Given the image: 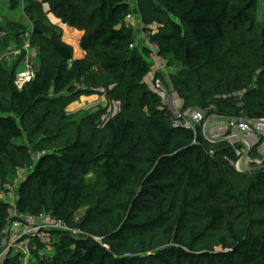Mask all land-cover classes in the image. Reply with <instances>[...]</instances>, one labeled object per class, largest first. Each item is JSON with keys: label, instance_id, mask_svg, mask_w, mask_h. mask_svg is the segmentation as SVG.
Returning <instances> with one entry per match:
<instances>
[{"label": "trees", "instance_id": "obj_1", "mask_svg": "<svg viewBox=\"0 0 264 264\" xmlns=\"http://www.w3.org/2000/svg\"><path fill=\"white\" fill-rule=\"evenodd\" d=\"M256 1L138 0L142 23L146 27L154 24L160 27L153 41L160 47V56L177 70L172 80L184 99V107H194V104L207 107L211 105L206 101L207 95L213 96L224 89L222 84L209 88L210 80L202 72L222 61L228 49L235 52L245 45L244 40H234L230 27L247 17ZM44 3L65 25L84 31L81 50L97 56L101 71L112 78L114 86L108 95L124 97L142 92L138 106L132 103L129 107L121 101L119 112L105 119L103 133L107 138L98 154L88 142L80 141L57 153L41 148L38 161L18 192L17 208L22 214L49 213L80 231L78 235L55 234L56 254L47 264H189L203 260L206 264L218 261L264 264V169L238 175L247 184L236 191L230 180L234 168L224 159L228 154L225 147L209 144L201 136L194 144L196 137L192 130L172 125V116L163 109L161 98L145 83L150 64L139 48H131L138 44L136 34L130 25L123 26L132 14L131 4L127 0H44ZM40 8L39 18L30 14L31 9ZM28 9L26 13L38 30L32 33V38H43L49 44L50 49L45 46L40 54L44 57L45 49L50 60L41 61L35 80L21 92L11 90L16 67L10 70L0 63V93L10 91L13 101L12 106L0 101V178L3 182L8 179L9 165L21 170L25 163L32 161V150L16 144L24 139L18 120L51 94L66 95L73 102L86 93L91 95L93 89L83 87L88 85L86 65L74 58V50L63 41L62 31L40 20L47 17L42 6ZM21 27L0 23V34L12 31L16 46L22 47L30 31L22 27L20 32ZM223 70L226 71L220 75L221 82L237 81V88L241 87L240 80L227 68ZM246 95L243 107L233 109V104H228L225 108L222 104L227 102H221L219 112L263 117L264 102H260V94L250 91ZM43 120L44 117L31 134L41 128ZM91 137H96L95 132ZM93 166L107 194L133 190L129 202L122 206L124 217L111 222V228L87 232L84 222L74 225V217L86 201V184L79 173L85 176ZM231 202L254 207L263 217L255 225L237 229L228 221L224 207ZM8 209V204L0 199V240ZM198 220L208 222L211 228L226 227L229 237L222 239L219 247L199 249L202 234L191 233V240L187 242L184 232ZM157 231L166 240L165 248L149 256L143 252L126 253L129 234ZM96 235L104 240L102 244L96 242ZM14 260L10 258L5 264Z\"/></svg>", "mask_w": 264, "mask_h": 264}, {"label": "rangeland", "instance_id": "obj_2", "mask_svg": "<svg viewBox=\"0 0 264 264\" xmlns=\"http://www.w3.org/2000/svg\"><path fill=\"white\" fill-rule=\"evenodd\" d=\"M75 1L76 0H69V2ZM25 2L27 3L26 0ZM18 3V1H16L15 4L13 2L11 3V9L14 12L19 10L20 4ZM132 7L136 9V14L140 15L141 18L138 5V10L136 5ZM40 10L41 8L39 10L37 9L36 13L30 14L39 18L42 14ZM29 17V14H24L20 19L23 24L18 23V25L34 33V24H30ZM54 17L50 15L49 18L47 16L40 20H43V22L45 20L46 23L44 24L49 27L59 28L63 36L64 30L61 26L71 27L65 25L62 20L55 15ZM133 26H135V28H131L134 30L137 40L138 37L140 38V42L138 43L141 46L143 41L146 42V40L149 39L147 33L149 31L148 29L152 26L146 27L143 25L141 28V23H134ZM22 27L20 28V32L23 30ZM158 28L160 29V27ZM230 31L235 41L244 40L245 45L240 46L235 52L228 49L222 61H219V63L210 66L202 72L206 80H210L208 85L209 88L215 85L218 86L219 84H222L224 87V89L220 91L221 93L216 92L213 96L210 94L207 95L206 101H210L211 104L215 105L217 108L221 105V102H227L226 104H222V106L227 108L228 106L224 105L233 104L234 107L232 108L236 109L246 104V98H248L246 94L248 92L255 91L260 94V102H264V56L258 54L257 48L255 47L258 46V48L264 52V0H257L249 9L247 17L235 22L230 27ZM14 36L15 33L9 31L0 37V63L8 66L10 70L16 67L17 75L11 90L15 91L16 89L21 92L35 80L41 61L43 59L50 60V54L46 52L45 49L43 50L44 57L40 54L41 48L48 46L47 48L50 49V46L47 42H44L43 38L34 39L32 36L29 40L25 37V43H23L24 45L22 47H17L14 43L13 46L11 44L12 41H15ZM29 41L30 45H28ZM152 41L153 37H151V42ZM26 44L28 46H26ZM71 47L74 50V58L82 60L86 65L85 80L88 82V85L83 87H88L89 89L93 88L92 93L91 95L86 93V95L73 102H71L72 100L66 97V95L56 97L54 94H51L38 102L23 119L18 120L24 131V139L18 140L16 144L25 145L32 150V161L25 163V167L21 170L13 169L12 166L9 165L7 181L3 182L0 178V197L2 198L7 195L8 192H12L16 196L20 191L24 181L29 178L30 172L39 159L41 148H45L47 152L57 153L62 149L70 148L77 141H80L88 142L91 150L98 154L107 138V135L103 133L104 121L113 111L118 112V110H120L118 103L122 101L121 104H127L129 107L132 106V103L137 104V106L140 104L139 100L142 96V92L124 97H121L120 94L108 95L107 92L113 88L114 84L112 78L101 71L97 56L83 52L78 46L77 41L73 43ZM140 52H142L147 62L151 60L149 59L148 50ZM6 60H8L9 63H6ZM224 68H227L236 80H240L239 85H241V87L237 88V81L234 83L221 82L220 75L226 71L223 70ZM25 72H29L30 79L22 83L21 88H19L17 84L19 83L20 74H25ZM11 96L10 91L2 92L0 93V101L5 105L12 106L13 101ZM90 96H96V99L93 103L88 104L89 99L87 98ZM180 99V104H183L184 99L181 97ZM52 102L53 104H51ZM192 106L194 107L191 108H200V104H194ZM47 108H50L51 112L47 113ZM169 114L171 115L170 112ZM43 117L44 120L41 128L31 134L32 130L38 126L39 120ZM93 132L96 134L94 139L91 137ZM234 173L230 177L232 185L235 187L236 191L242 190L247 184V180L238 177L240 174L236 169H234ZM79 178L84 179L86 184V201L82 209L77 212L74 217L75 226L84 222L85 231L98 232L107 227L111 228V222H117L120 217H124L122 206L129 202L130 192L133 189H127L123 193L107 194L98 171L94 166L89 168V173L85 176H81L79 173ZM224 207L227 210L228 221H230L235 228L240 230L255 225L257 219L263 217L256 208L248 207L247 205L231 202ZM72 230L78 231L76 235L80 234L78 228ZM73 231L71 232V230H68L66 233H72L74 235ZM184 232L187 242L191 240V233L202 234V238L198 240L199 249L219 247L222 239L229 237L226 227L211 228L208 222L201 220L190 224L188 230ZM56 240L57 238H55V242ZM95 240L101 244L104 242L98 235H96ZM165 242L166 240H164L160 231L155 233L147 232L145 234L137 233L136 235L129 234V252L126 253L132 255L133 253L142 254L143 252L145 256H149L160 251V248H165ZM28 248L27 251L18 252L13 258L15 259L14 263L8 261V264H47V262L54 259L56 254V252L55 254L51 253V250L42 247H34L33 245ZM126 253H122L121 255H126ZM0 264L5 263L2 260ZM189 264H206V262L203 260L190 262ZM214 264L221 263L218 261Z\"/></svg>", "mask_w": 264, "mask_h": 264}, {"label": "built area", "instance_id": "obj_3", "mask_svg": "<svg viewBox=\"0 0 264 264\" xmlns=\"http://www.w3.org/2000/svg\"><path fill=\"white\" fill-rule=\"evenodd\" d=\"M131 7L138 4V0H127ZM134 2V4L132 3ZM135 2H137L135 4ZM133 8V7H132ZM134 10L129 15L123 26L134 25ZM141 21V28L143 27ZM159 25L154 24L148 30V40L143 41L140 46L138 38L137 46L140 51H149L150 71L145 79L149 89L157 94L163 104V109L172 115V125L192 130L195 134V142L201 136L207 143L216 147H225L228 154L224 159L237 170L239 174H252L264 169V116L260 118H250L244 113L240 115H224L218 108L211 104L204 108H186L184 103L180 104V97L175 90L172 77L177 74V70L160 56V47L157 43L151 42V37L158 33ZM3 34H0V37ZM33 34L31 31L26 34L29 40ZM30 41L28 42V45ZM26 44V46H28ZM28 65V64H27ZM19 83L21 84L30 79L29 72L20 74ZM219 98V97H218ZM119 106V103H118ZM120 108V107H119ZM241 108V107H238ZM119 112V110H118ZM113 111L111 115L118 113ZM211 156L214 151L211 150ZM8 204V219L4 233L0 240L1 252L0 261L4 263L20 251H27L29 246L42 247L51 250L55 254L58 241L55 242V234L73 231L69 225L54 218L49 213L39 215L22 214L17 208L18 193L16 196L8 192L3 198ZM70 232V231H69ZM74 235L78 231H73ZM26 253V252H25Z\"/></svg>", "mask_w": 264, "mask_h": 264}, {"label": "crops", "instance_id": "obj_4", "mask_svg": "<svg viewBox=\"0 0 264 264\" xmlns=\"http://www.w3.org/2000/svg\"><path fill=\"white\" fill-rule=\"evenodd\" d=\"M16 1H18V0H0V23H14V24L15 23L16 24L20 23L21 24L22 22H21L20 19L23 17L24 14H27L26 13V8H29L28 9V11H29L32 7H34L36 5H39V6L41 5L42 6L43 11L48 16V18H49L50 15L54 17V15L52 13H50L49 5L45 4L44 0H27V3L20 0V3H18V4H20L19 10L14 12L11 9V5H12L11 3L13 2L15 4ZM132 3L134 4L133 1H132ZM136 3L137 2H135V4ZM136 8L138 10V7H136ZM132 9L134 10V14H135L134 22L138 23V24L141 23L142 20L140 18V15L136 14V9H134V8H132ZM31 13H36V10L35 9H31ZM29 22H30V24L32 23V21H30V17H29ZM58 26H60V25H58ZM61 28L64 30L63 31V41L65 43H67L68 45H71V46H72L73 43H75L77 41V44L80 47V41L83 38L85 33L83 31H79V30L74 29V28H68V27H62V26H61ZM136 38H137V36H136ZM13 43L16 45V43L14 41H12L11 45H13ZM9 50H11V49H9ZM5 62L9 63L8 60H6ZM95 97L96 96L88 97L87 98V99H89V103L88 104L93 103L94 100L96 99Z\"/></svg>", "mask_w": 264, "mask_h": 264}, {"label": "water", "instance_id": "obj_5", "mask_svg": "<svg viewBox=\"0 0 264 264\" xmlns=\"http://www.w3.org/2000/svg\"><path fill=\"white\" fill-rule=\"evenodd\" d=\"M34 31H35V32H38V30H36V29H35Z\"/></svg>", "mask_w": 264, "mask_h": 264}]
</instances>
